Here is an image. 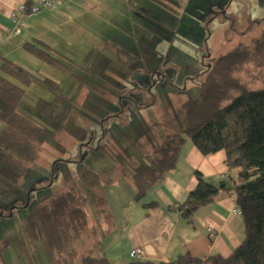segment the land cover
<instances>
[{"label":"trees","instance_id":"trees-1","mask_svg":"<svg viewBox=\"0 0 264 264\" xmlns=\"http://www.w3.org/2000/svg\"><path fill=\"white\" fill-rule=\"evenodd\" d=\"M129 5L132 13H139L142 18L144 32L137 39L143 42L149 40L152 31L160 36L170 34L172 38L174 35L165 31L174 30L170 24L186 23L187 13L202 20L199 16L202 10L210 13L214 8L213 3L212 8H205L201 0H186L182 11L179 0H130ZM24 48L35 58L77 79L75 72L46 44L36 40L26 43ZM254 66L263 67V70L257 71L248 84L238 74ZM204 68L198 92L180 103L175 112L163 120L162 132L155 133L152 163L133 164L131 180L135 200H143L162 175L175 166L187 138L204 156L224 152L230 184L216 188L196 172V185L178 204V211L189 218L199 208L211 205L220 190L226 191L239 211L244 239L228 257L216 254L204 259L183 256L169 263L136 260L127 264H264V31L249 45L237 44ZM0 71V121L3 123L0 185L1 182L17 184L37 160L42 145L54 134L21 111L25 95L22 86L38 80L56 95L55 102L39 99L35 111L40 117L53 120L58 128L68 119L72 102L60 92L56 82L40 79L8 59H3ZM111 183L113 179L108 171H87L69 189L36 205L19 227L16 238L0 240L2 263L4 252L13 245L24 264H111L100 240V236L108 232L103 226L109 218L105 214L104 189ZM87 189L95 193L92 209H104L102 218L91 227L86 210ZM84 234L94 238V245L79 256L76 243Z\"/></svg>","mask_w":264,"mask_h":264},{"label":"rangeland","instance_id":"rangeland-1","mask_svg":"<svg viewBox=\"0 0 264 264\" xmlns=\"http://www.w3.org/2000/svg\"><path fill=\"white\" fill-rule=\"evenodd\" d=\"M211 2L214 8L210 13L202 10V20L187 13L186 23L170 24L174 30L165 31L174 38L160 37L154 51L143 46L144 50L136 53L123 48L119 55L101 56L93 43L97 37L86 34V29L76 27L79 33L74 35L70 34L71 29H63L64 40L53 44V49L77 79L34 56L8 57L38 78L56 82L60 92L71 100L72 110L58 128L53 120L42 118L35 111L39 99L55 102L56 95L38 80L22 86L25 95L21 111L54 134L42 145L37 160L17 184L1 182L0 240L16 238L19 227L36 205L69 189L87 171H108L113 179L104 193L109 204L116 205L105 208L111 222L108 225L106 221L103 226L107 228L106 223L108 231L114 232L111 215L115 208L124 214L136 206L132 166L137 162L152 163L155 133L162 132L163 120L198 92L205 65L239 43L249 45L264 31V0H201L208 9L212 8ZM213 14L217 15L211 19ZM82 21L80 25L91 27L89 31L97 36L104 31L105 38L113 40L115 30L106 29L99 21L92 22L91 16ZM262 70L260 66L248 67L238 75L251 84L256 72ZM2 128L0 121V131ZM86 192L91 227L102 218L104 209H92L95 193L88 189ZM111 237L112 234L107 238L101 235L102 246ZM93 240L85 234L79 238V256L93 247ZM4 264H24L13 245L4 252Z\"/></svg>","mask_w":264,"mask_h":264},{"label":"crops","instance_id":"crops-1","mask_svg":"<svg viewBox=\"0 0 264 264\" xmlns=\"http://www.w3.org/2000/svg\"><path fill=\"white\" fill-rule=\"evenodd\" d=\"M35 2L0 0V67L3 59L9 56H32L24 48L26 43L38 40L53 49V44L63 42L62 30L65 28L71 29L72 35L79 33L75 30L79 27L86 29L89 36L97 37L93 43L97 44L96 50L101 56L119 55L123 48L132 53L144 50V47L154 51L160 37H170V34L160 36L152 31L146 42L138 40V35L144 32L143 21L139 13H132L130 0H64L56 9L21 16L18 24L20 33L14 34L12 12L21 4ZM179 3L182 11L186 0ZM86 16H91L92 22L103 23L106 29L115 30L111 36L113 40H107L104 31L97 36L89 31L91 27L80 25ZM87 20L90 21V18ZM224 160L223 151L204 156L191 141L185 139L175 166L166 171L147 192L144 202L134 197L136 206L129 213L121 214L115 208V213L110 214L114 232L110 230L106 233L108 237L112 234V237L103 248L111 264H127L136 260L169 263L183 256L204 259L208 255H231L244 239L241 217L235 213L237 208L232 196L220 190L211 205L199 208L189 218L182 216L177 209L178 204L194 189L196 172L216 188L229 186ZM109 205L115 207L116 204L107 201L105 208ZM106 209L109 217L106 218L107 222L109 220L107 224L110 225ZM209 228H212L211 233ZM136 248L141 250L138 259L130 256Z\"/></svg>","mask_w":264,"mask_h":264},{"label":"built area","instance_id":"built-area-1","mask_svg":"<svg viewBox=\"0 0 264 264\" xmlns=\"http://www.w3.org/2000/svg\"><path fill=\"white\" fill-rule=\"evenodd\" d=\"M64 0H36L34 4H21L17 7L14 12L11 14V21L14 24L13 33L19 34L20 28L18 26L20 17L23 15H36L43 12L45 9H56L62 5ZM235 213L239 214V211L236 210ZM212 231L211 228L208 229ZM130 256L134 259H138L141 256V250L139 248L133 249L130 253Z\"/></svg>","mask_w":264,"mask_h":264},{"label":"flooded vegetation","instance_id":"flooded-vegetation-1","mask_svg":"<svg viewBox=\"0 0 264 264\" xmlns=\"http://www.w3.org/2000/svg\"><path fill=\"white\" fill-rule=\"evenodd\" d=\"M219 13H220V14H223V13H222V12H220V11H219ZM172 38H174V37H172ZM155 48H156V46H155ZM203 56H204V55H203ZM206 56H208V54H206Z\"/></svg>","mask_w":264,"mask_h":264},{"label":"water","instance_id":"water-1","mask_svg":"<svg viewBox=\"0 0 264 264\" xmlns=\"http://www.w3.org/2000/svg\"><path fill=\"white\" fill-rule=\"evenodd\" d=\"M11 210H12V208H11ZM11 210H10V211H11ZM11 214H12V212H10L9 216H11Z\"/></svg>","mask_w":264,"mask_h":264}]
</instances>
